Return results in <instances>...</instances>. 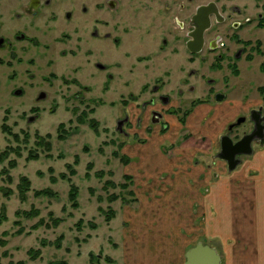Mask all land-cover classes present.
<instances>
[{
    "label": "rangeland",
    "instance_id": "374dc122",
    "mask_svg": "<svg viewBox=\"0 0 264 264\" xmlns=\"http://www.w3.org/2000/svg\"><path fill=\"white\" fill-rule=\"evenodd\" d=\"M19 25L8 22L5 35L11 38L10 29ZM38 37L40 44L20 43L15 56L8 55V63L0 64V264H155L151 255L162 244L156 248L151 240L191 236L193 195L168 180L175 175L179 147L189 148L180 155L186 165L198 161L191 154L195 145L205 152L210 147L214 159L225 126L210 139L203 132L198 135L193 115L180 114L182 125L174 116L164 118L169 121L165 132L161 124L150 123L149 108L141 109L150 97L151 78L140 82L128 77L127 85L106 82L107 73L130 75L124 53L143 52L144 44L125 40L115 49L103 43V55L89 57L85 64L82 54L62 55L68 47L58 31ZM113 61L123 66L115 69ZM97 62L109 69L98 70ZM206 65L200 73L208 77ZM256 68H241L236 97L257 96L264 73ZM166 69L152 72L162 76ZM206 79L191 80L194 92L188 85L179 86L183 96H172V105L188 107L189 101L205 97L213 105L205 94ZM215 86L221 90L222 84ZM15 87L25 94H11ZM40 92L45 93L42 99ZM130 92L137 96L135 102ZM119 121L123 123L118 128ZM159 158L165 162L158 163ZM167 161L174 165L165 169ZM100 171L102 176H97ZM23 177L29 185L26 191ZM72 185L78 192L76 206L69 198Z\"/></svg>",
    "mask_w": 264,
    "mask_h": 264
},
{
    "label": "flooded vegetation",
    "instance_id": "af4514ba",
    "mask_svg": "<svg viewBox=\"0 0 264 264\" xmlns=\"http://www.w3.org/2000/svg\"><path fill=\"white\" fill-rule=\"evenodd\" d=\"M10 3L0 0V53H3L0 64L8 63L4 62L8 55L15 56L18 44L36 46L40 44L38 35L46 36L53 31L62 35L61 43L68 47L62 55L67 53L74 58L82 54L85 64L90 63L89 57L103 55V43L115 49L125 40L133 45L144 44L143 52L124 53L130 60L128 65L131 67L126 71L130 75L107 73L106 82L117 80L127 85L128 77L151 78L153 85L147 92L150 97L143 101L141 109L146 111L149 108L150 123L161 124L165 132L169 121L164 118L174 116L182 125L184 119L179 117L180 114L187 118L198 105L207 104L208 98L205 97L189 101L188 107L179 106V102L172 105V96H183V89L179 86L188 85L189 91L194 92L195 85L190 84L191 80L207 78L205 94L211 96L214 104H219L236 97L241 68L257 67L260 74L264 73V0H14V4ZM11 21L20 25L10 29V38L4 30ZM200 32L202 43L198 45ZM95 65L100 71L109 69L99 62ZM111 65L115 69L123 66L114 61ZM205 65L208 77L200 73V68ZM162 66L167 67L163 75H153L152 69L158 70ZM176 66L177 71L174 70ZM171 82H176L177 88L173 89ZM218 82L222 84L221 90L215 86ZM142 84L141 89L145 91V83ZM256 91L258 94L251 99L252 105L246 110L241 108V114L225 124L226 131L218 136L214 160L225 162L219 157L223 136L237 142L256 131L255 120L264 116V85L258 86ZM25 92L17 87L11 90L14 96ZM127 95L136 101L134 92ZM44 97L45 93L40 92L38 99ZM239 98L243 104L249 100L246 95ZM122 123L117 122L118 128ZM140 123L141 118H138ZM189 138L183 137L184 140ZM263 143L264 136L261 138L255 132L252 152L255 145L258 147ZM246 156L249 155L236 157L240 160L237 166Z\"/></svg>",
    "mask_w": 264,
    "mask_h": 264
},
{
    "label": "crops",
    "instance_id": "0c3cea01",
    "mask_svg": "<svg viewBox=\"0 0 264 264\" xmlns=\"http://www.w3.org/2000/svg\"><path fill=\"white\" fill-rule=\"evenodd\" d=\"M231 98L223 103L201 104L195 108L192 115L193 121L197 120L198 135L203 132L214 139L226 123L241 114V108L246 110L252 105L251 99L243 104L239 97ZM207 120L209 124H205ZM179 148L178 156H184L182 150L189 149L184 145ZM209 149L205 152L200 145H195L191 154L198 161L186 165L183 158H177L175 168H171L175 175L168 180L176 181L182 193L193 195L190 203L191 236L151 240L156 248L162 244L160 250L151 255V260L155 264H167V261L184 264L186 252L202 244L216 251L221 264H264V143L254 148L252 154L244 157L232 171L225 162L211 159ZM200 157L206 158L202 159L204 162ZM163 162L160 159L158 163ZM169 165L174 162L167 161L165 169L170 168ZM149 251L153 252V247H149Z\"/></svg>",
    "mask_w": 264,
    "mask_h": 264
},
{
    "label": "water",
    "instance_id": "95a60500",
    "mask_svg": "<svg viewBox=\"0 0 264 264\" xmlns=\"http://www.w3.org/2000/svg\"><path fill=\"white\" fill-rule=\"evenodd\" d=\"M197 39L198 45H201L202 32H200ZM255 124L257 127L256 131L243 136L237 142H233L228 136H223L221 138V150L219 157L226 162L229 171L235 169V167L239 164L240 160L236 158L237 156H245L252 153V140L255 132L263 138L264 116L260 119L257 118L255 120ZM185 256L186 261L184 264H221L216 251L209 246L202 244H198L194 248L189 249Z\"/></svg>",
    "mask_w": 264,
    "mask_h": 264
},
{
    "label": "trees",
    "instance_id": "16d2710c",
    "mask_svg": "<svg viewBox=\"0 0 264 264\" xmlns=\"http://www.w3.org/2000/svg\"><path fill=\"white\" fill-rule=\"evenodd\" d=\"M89 167H90V165H89ZM72 173H74V172H72ZM63 176L64 175H62L61 177L63 178ZM97 176H102V171H100L98 174H97ZM126 177H128V176H126ZM125 177V178H126ZM129 180H131V177L129 178ZM21 184H24V185H27L28 184V181H27V179H25L24 177L21 179ZM21 184L19 185V187L22 189V187H21ZM28 188H29V185H27L23 190H28ZM123 188H125V187H123ZM77 187L76 186H71V189H70V193H69V198H70V200L71 201H75V203H73L74 204V206H76L77 205V203H76V198H77ZM107 219H111V217H109V218H107Z\"/></svg>",
    "mask_w": 264,
    "mask_h": 264
}]
</instances>
